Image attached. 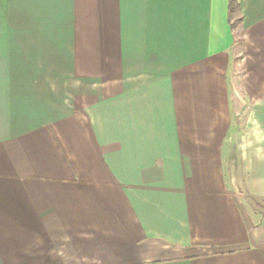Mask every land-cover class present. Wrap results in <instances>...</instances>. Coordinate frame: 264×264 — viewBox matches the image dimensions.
<instances>
[{
	"label": "crops",
	"instance_id": "0c3cea01",
	"mask_svg": "<svg viewBox=\"0 0 264 264\" xmlns=\"http://www.w3.org/2000/svg\"><path fill=\"white\" fill-rule=\"evenodd\" d=\"M0 0V264H264V0Z\"/></svg>",
	"mask_w": 264,
	"mask_h": 264
},
{
	"label": "trees",
	"instance_id": "16d2710c",
	"mask_svg": "<svg viewBox=\"0 0 264 264\" xmlns=\"http://www.w3.org/2000/svg\"><path fill=\"white\" fill-rule=\"evenodd\" d=\"M238 8L236 0H230V12L233 14L235 10Z\"/></svg>",
	"mask_w": 264,
	"mask_h": 264
}]
</instances>
